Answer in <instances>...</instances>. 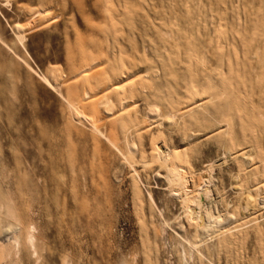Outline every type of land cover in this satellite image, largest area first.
<instances>
[{
	"label": "rangeland",
	"instance_id": "1",
	"mask_svg": "<svg viewBox=\"0 0 264 264\" xmlns=\"http://www.w3.org/2000/svg\"><path fill=\"white\" fill-rule=\"evenodd\" d=\"M0 245V264H264V0H0Z\"/></svg>",
	"mask_w": 264,
	"mask_h": 264
},
{
	"label": "bare ground",
	"instance_id": "2",
	"mask_svg": "<svg viewBox=\"0 0 264 264\" xmlns=\"http://www.w3.org/2000/svg\"><path fill=\"white\" fill-rule=\"evenodd\" d=\"M43 14H44V13H43ZM17 36H18V35H17ZM19 37H20V36H19ZM20 38H24V37H22V35H21ZM20 38H19V39H20ZM22 41H23V39H22ZM11 51H12V50H11ZM97 73H98V75H100V74L102 75V73L99 72V71H98V72H97V71H96V72H91V70H90V71L88 70V71H83V72H81L79 76H80V79L84 80V82L87 81V83H89L88 85H86L87 87H89V86H90V79L92 78V79H91V81H92V80H93V77L97 76V75H96ZM103 75H104V74H103ZM103 75H102V76H103ZM106 77H107V76H106ZM44 79H45L44 82H45L47 85H49L50 87L53 88L52 84L50 83L51 81H49V79H46L45 77H44ZM102 79H103V81H105V80H104L105 78H102ZM107 81L109 82V79H108ZM108 82L106 83V84H107V85H106V88H107V87H108V88H107V90H106L107 92L105 93V95H106V96H112V97L114 96V97H117V100H118V97H119V96H120V99H121V96H122V95H123V96H126L125 93L127 92V88H130V89H131V87H130L131 82H129V83L126 82V83H124V84H116V85H115L114 83H112V84H114V85H112L111 87H109V86L111 85L110 82H112V81L109 82V86H108ZM113 82H114V81H113ZM91 83H92V82H91ZM117 83H118V82H117ZM133 83H134V82H133ZM135 84H136V82H135L133 85L136 86ZM54 88H55V87H54ZM54 88H53V89H54ZM90 88H91V87H89V89H90ZM133 88L135 89V87H133ZM131 90H132V89H131ZM128 91H129V89H128ZM133 91H134V90H133ZM133 91H132V92H133ZM124 92H125V93H124ZM124 94H125V95H124ZM106 98H107V97H106ZM124 99H125V97H124ZM121 102H123V99H122ZM121 102H120V103H121ZM96 104H97V101H95V100H91V99H90V101L87 102V105H89V106L91 107V109L93 110L92 112H95V110H96V109H95V105H96ZM96 106H97V105H96ZM124 111H125V110H124ZM128 111H129V110H128ZM128 111H125V112H122V111H121V113H120V117H121L122 119H123L124 117L127 118V114H129ZM129 112H130V111H129ZM131 114H132V113H131ZM92 115H94V116L96 117V114L93 113V114H91V116H92ZM94 116H93V117H94ZM124 119H125V118H124ZM124 119H123V120H124ZM98 129H99V128L96 127V130H97V131H98ZM98 132H100V131H98ZM111 142H112V141H111ZM166 147H167V146H166ZM157 148H158V147L155 148V151H156ZM157 150L159 151V149H157ZM158 151H157V152H158ZM162 151H163V150H162ZM170 151H171V150H170ZM157 152H155V153H157ZM158 153H159V152H158ZM159 154H160V153H159ZM155 155H156L155 157H157V159L160 158L159 155H158V156H157V154H155ZM160 155H161V154H160ZM167 156H168V155H167ZM162 158H163V157H162ZM154 159L156 160V158H154ZM160 159H161V158H160ZM160 159H159V161H160ZM165 159H166L167 161L169 160V159H167L166 157H165ZM170 160H171V159H170ZM153 161H154V160H153ZM159 161H155V162H157V164H159V163H161L162 160H161L160 162H159ZM167 161H166V162H167ZM171 161H172V160H171ZM176 161H177V162H176ZM176 161H172V163L174 162L175 167H174L172 164H170V165H171V170H172V167L175 168L174 171H173V173H172V171L169 170V169H168V171H171V172H169V173L173 174V176L175 175V178H176V177H177V178L179 177V178L182 179V178H183V177H182V173H183L184 170H182L181 167H182L183 165L181 166L180 160L177 159ZM158 162H159V163H158ZM163 162H164V161H163ZM168 162H169V161H168ZM175 162H176V163H175ZM145 164H146V163H145ZM163 165H164V163H163ZM165 165H167V164H165ZM165 165H164V166H165ZM155 166H156V165H155ZM169 167H170V166H169ZM184 167L187 168L186 166H184ZM184 167H183V168H184ZM156 168H157V167H156ZM161 168H162V167H161ZM161 168H160V169H161ZM165 171H166V170H165ZM187 171H188V170H187ZM185 173H186V172H185ZM185 173H184V174H185ZM166 174H167V173H166ZM171 174H170V177H169L168 179L171 178ZM173 176H172V177H173ZM184 177H185V176H184ZM175 178H174V179H175ZM177 178H176V180H177ZM171 179H172V178H171ZM171 179H170V180H171ZM185 179H186V178H185ZM185 179H183V180H185ZM183 180H182V182H184ZM171 181H172V180H171ZM171 181H170V182H171ZM174 181H175V180H174ZM178 182L182 183L181 180L178 181ZM187 182H188V181H187ZM187 182H186V186H187V184L189 183V182H188V183H187ZM173 183H174V182H173ZM173 183H172V186H171V187H173ZM176 183H177V182H176ZM176 185H177V184H174V187H176ZM182 185L184 186L185 184L183 183ZM182 185L180 184L177 188H179V189L182 188V189H183V187H180V186H182ZM188 186H189V184H188ZM193 187H194V186H193ZM180 190H181V189H180ZM184 190H185V189H184ZM184 190H183V192H184ZM192 190H193V189H192ZM187 191H189V190H187ZM184 193L186 194V196L189 194V193L187 194V192H184ZM191 193H192V192H191ZM174 195H175V194H174ZM183 195H184V194H183ZM190 196H191V194H190ZM194 196H196V193L194 194ZM194 196H193V197H194ZM198 196H199V195H197L196 197H198ZM150 197H151V199L153 198V196H150ZM191 197H192V196H191ZM193 197H192V199H193ZM199 197H200V196H199ZM179 198H181V197H179ZM182 198H183V197H182ZM187 198H188V197H187ZM189 198H190V197H189ZM194 198H195V197H194ZM183 200H184V199H183ZM205 200H206V199H205ZM184 201H185V200H184ZM190 201H191V200H189L188 202H185V203H188V204H186V205H189ZM191 202H192V201H191ZM249 202H250V201H248V203H249ZM192 203H193L192 206H194V203H196V201H194V202H192ZM205 204H206V203H205ZM195 205H196V204H195ZM248 205H249V204H248ZM248 205H247V206H248ZM190 206H191V205H190ZM192 206H191L192 209L194 208V210H195V209L197 210V207H196V206H195V207H192ZM200 208H201V207H200ZM186 209H187V207H186ZM189 210H190V209H188L187 211L189 212ZM194 210H191V211H194ZM198 210H199V208H198ZM200 210H201V209H200ZM204 210H205V209H204ZM195 212H196V211H195ZM198 212H200V211H198ZM189 213H190V212H189ZM189 213H188L189 217H190V216L193 217V214L191 215V214H189ZM201 213L204 214V212H201ZM201 213H200V214H201ZM200 214L197 213L198 216H199ZM195 215H196V214H195ZM213 215H214V214H213ZM186 217H188V216H186ZM192 217H190L191 220L193 219ZM196 217H197V216H196ZM204 217H205V216H204ZM198 218H199V217H198ZM195 219H197V218H195ZM203 219H204V222H205V218H203ZM196 221H197V220H196ZM208 222H209V221H208ZM201 223H203V222H201ZM198 224H199V222H198ZM198 224H197V225H198ZM203 224H206V222L203 223ZM33 239L36 240V238H34V236H30V237H29V240H31V241H33ZM35 240H34V241H35ZM31 244H34V246H35V243H32V242H31ZM0 246H1V245H0Z\"/></svg>",
	"mask_w": 264,
	"mask_h": 264
}]
</instances>
